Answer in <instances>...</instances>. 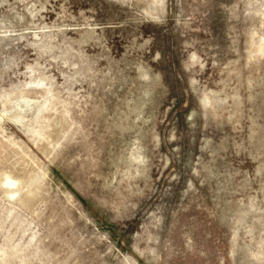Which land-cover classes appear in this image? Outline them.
Segmentation results:
<instances>
[{"label": "rangeland", "instance_id": "1", "mask_svg": "<svg viewBox=\"0 0 264 264\" xmlns=\"http://www.w3.org/2000/svg\"><path fill=\"white\" fill-rule=\"evenodd\" d=\"M0 264H264V0H0Z\"/></svg>", "mask_w": 264, "mask_h": 264}]
</instances>
